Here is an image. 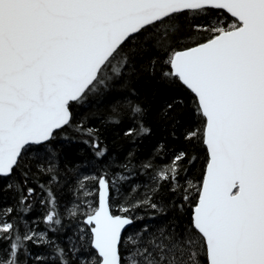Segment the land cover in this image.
I'll return each instance as SVG.
<instances>
[{"label":"snow or ice","instance_id":"6c2138e0","mask_svg":"<svg viewBox=\"0 0 264 264\" xmlns=\"http://www.w3.org/2000/svg\"><path fill=\"white\" fill-rule=\"evenodd\" d=\"M0 264H264V0H0Z\"/></svg>","mask_w":264,"mask_h":264},{"label":"trees","instance_id":"16d2710c","mask_svg":"<svg viewBox=\"0 0 264 264\" xmlns=\"http://www.w3.org/2000/svg\"><path fill=\"white\" fill-rule=\"evenodd\" d=\"M137 87L141 92V95H144L145 92L152 90V86L147 77H144L141 81H139ZM158 138H163L166 143L172 145V148H179L181 146L180 142H174L172 141L171 137L164 136L162 129H156L155 135L150 136L142 141V146L140 149L141 154L148 155L155 147ZM125 147H128V145H126ZM171 150L172 149H170V152ZM86 152V145L80 142H74L72 144L66 145V159L69 163H73L76 160L82 159L83 155L86 154Z\"/></svg>","mask_w":264,"mask_h":264}]
</instances>
